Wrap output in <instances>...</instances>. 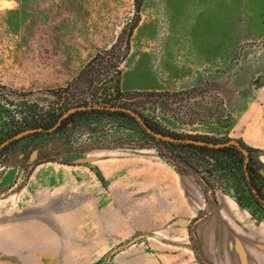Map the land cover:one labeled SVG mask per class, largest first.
<instances>
[{
  "label": "rangeland",
  "instance_id": "1",
  "mask_svg": "<svg viewBox=\"0 0 264 264\" xmlns=\"http://www.w3.org/2000/svg\"><path fill=\"white\" fill-rule=\"evenodd\" d=\"M99 57L109 62L96 92L86 94L77 77L97 67ZM262 85L264 0H0V87L13 98H0L2 130L49 120L62 88L88 102L91 94L99 101L113 97L118 88L126 95L120 110L156 124L165 136L240 141V112ZM139 148L165 154L199 185L204 204L227 199L242 227L264 228V201L256 203L237 171L171 153L135 121L92 117L26 137L0 155V264H214L195 235L185 252L130 253L125 242L105 253H18L17 243L35 232L21 192L34 173L86 164L109 149ZM182 157L197 166L196 174ZM205 216L198 214L193 229Z\"/></svg>",
  "mask_w": 264,
  "mask_h": 264
},
{
  "label": "crops",
  "instance_id": "2",
  "mask_svg": "<svg viewBox=\"0 0 264 264\" xmlns=\"http://www.w3.org/2000/svg\"><path fill=\"white\" fill-rule=\"evenodd\" d=\"M238 122L239 140L264 167V85ZM21 192L35 232L18 253H105L125 242L130 253L185 252L195 235L214 264H264V228L242 227L227 199L204 204L199 185L150 148L109 149L86 164L34 173Z\"/></svg>",
  "mask_w": 264,
  "mask_h": 264
},
{
  "label": "trees",
  "instance_id": "3",
  "mask_svg": "<svg viewBox=\"0 0 264 264\" xmlns=\"http://www.w3.org/2000/svg\"><path fill=\"white\" fill-rule=\"evenodd\" d=\"M111 52L112 51L108 52V54ZM94 59H97V57ZM98 59H100V62L97 67L85 74L84 71H81L77 77V80H80L81 82L82 88L85 89L86 94L92 93L93 91V93L96 92V85L99 83L100 77L103 74L102 70L109 62V59L104 57H99ZM118 67L119 65H115L116 75H119ZM0 90H2L0 91V98L5 99L6 101L8 99H13L11 98L12 95L10 91H6L4 87H0ZM72 92L69 91L68 87L55 92L57 94H55L56 99L52 110L53 114L47 121L42 118H31L28 122H22L23 125L16 122L11 123L5 130L0 128V155L7 153L13 145L26 137L37 136L50 129H54V132L59 133L62 130L67 129L70 125L75 126L82 120L90 119L92 117H121L137 122L131 115L120 110V107H122L121 104L124 103V98L122 97L126 95L121 93L118 88L116 89L115 96L100 101L95 99L94 95L91 94L93 97L90 98V102L82 101L81 96L75 97L74 94L72 95ZM83 94L84 93H82V95ZM135 95L141 94L136 93ZM18 100H25V98L21 96ZM97 105L99 106L96 107ZM79 108L83 109L79 110ZM71 109L77 110L70 112ZM143 120L155 132L167 135L156 124L145 118H143ZM22 133L25 134L21 135ZM18 135L20 136L15 138ZM148 136L151 140L155 141L156 138L154 139V137L149 134ZM194 140L198 139L194 138ZM205 142H210L214 144V146L175 143L156 139V143L163 145L171 153L173 151H182L183 153L205 160L216 170L225 169L228 171H237L242 177L245 186L250 191L256 193V203L261 204L260 200L264 201V167L255 158L257 151L245 146L238 140H212ZM161 156L169 162V159L165 154H161ZM182 160L183 164L189 167L192 174L197 173V166L191 164L183 157ZM176 169L180 174L182 173V170H180L178 166H176Z\"/></svg>",
  "mask_w": 264,
  "mask_h": 264
},
{
  "label": "water",
  "instance_id": "4",
  "mask_svg": "<svg viewBox=\"0 0 264 264\" xmlns=\"http://www.w3.org/2000/svg\"><path fill=\"white\" fill-rule=\"evenodd\" d=\"M83 109V108H79ZM113 110H115L114 108H112ZM77 109L72 110L75 111ZM123 112L128 113L129 115H131L137 122L138 124L146 131L147 134L151 135L152 137L159 139V140H163V141H168V142H175V143H191V144H197V145H208V146H214V144L212 143H208V142H200V141H196V140H188V141H184V140H180L177 138H171L169 136H165L163 134L157 133L154 130H152L143 120V118L141 116H139L138 114H136L133 111L130 110H122ZM262 202V200H260Z\"/></svg>",
  "mask_w": 264,
  "mask_h": 264
}]
</instances>
